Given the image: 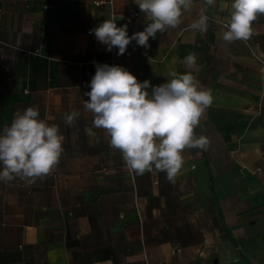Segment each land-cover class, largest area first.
I'll list each match as a JSON object with an SVG mask.
<instances>
[{
	"label": "crops",
	"instance_id": "0c3cea01",
	"mask_svg": "<svg viewBox=\"0 0 264 264\" xmlns=\"http://www.w3.org/2000/svg\"><path fill=\"white\" fill-rule=\"evenodd\" d=\"M94 1L0 0V133L31 106L64 137L50 175L0 181V264H264V16L247 42L229 43L234 0H193L179 27L118 55L87 30L115 18L131 36L145 14L136 0ZM202 14L204 33L190 27ZM96 64L152 86L191 72L211 91L194 130L208 144L183 150L175 182L155 169L136 175L104 130L86 134ZM73 110L80 117L69 126Z\"/></svg>",
	"mask_w": 264,
	"mask_h": 264
},
{
	"label": "clouds",
	"instance_id": "9594fccd",
	"mask_svg": "<svg viewBox=\"0 0 264 264\" xmlns=\"http://www.w3.org/2000/svg\"><path fill=\"white\" fill-rule=\"evenodd\" d=\"M205 3L214 6L216 0ZM136 4L148 21L143 31L129 36L127 24L118 27L115 18L105 19L90 30L107 51L117 48V54L124 55L132 41L149 48V38L179 27L193 0H136ZM231 8L223 40L247 42L254 34L253 22L264 16V0H234ZM190 27L206 32L208 16L200 15ZM196 59L190 53L184 63L191 68ZM169 76L166 83L152 86L148 80L138 81L122 66L96 64L90 91L84 93L89 98L84 107L93 116L92 127H86L85 132L94 137L93 129L104 130L110 146L121 152L125 165L136 175L155 169L175 182L184 164L183 150L204 149L208 144L207 138L197 136L194 130L213 97L191 72L172 71ZM79 117L77 110L66 112L64 122L71 126ZM63 140L59 127L41 119L38 108L17 111L0 133V181L19 178L35 183L44 179L59 164Z\"/></svg>",
	"mask_w": 264,
	"mask_h": 264
},
{
	"label": "built area",
	"instance_id": "2783aa9c",
	"mask_svg": "<svg viewBox=\"0 0 264 264\" xmlns=\"http://www.w3.org/2000/svg\"><path fill=\"white\" fill-rule=\"evenodd\" d=\"M112 2V0H95L94 1V4L97 6V7H101L103 4H105V3H111ZM90 30H92L91 28H89L88 30H87V33H92ZM259 61L261 62V64L263 65V67H264V60L262 59V58H260L259 59ZM145 264H148V262H146Z\"/></svg>",
	"mask_w": 264,
	"mask_h": 264
}]
</instances>
